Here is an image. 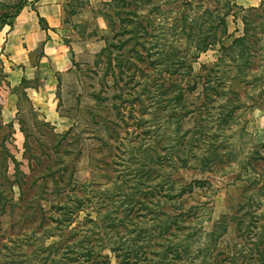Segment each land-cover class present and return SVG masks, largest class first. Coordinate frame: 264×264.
Listing matches in <instances>:
<instances>
[{
  "label": "rangeland",
  "instance_id": "374dc122",
  "mask_svg": "<svg viewBox=\"0 0 264 264\" xmlns=\"http://www.w3.org/2000/svg\"><path fill=\"white\" fill-rule=\"evenodd\" d=\"M63 8L70 69L0 73V264H264V0Z\"/></svg>",
  "mask_w": 264,
  "mask_h": 264
},
{
  "label": "crops",
  "instance_id": "0c3cea01",
  "mask_svg": "<svg viewBox=\"0 0 264 264\" xmlns=\"http://www.w3.org/2000/svg\"><path fill=\"white\" fill-rule=\"evenodd\" d=\"M34 9L21 16L25 18L26 30L22 35L18 31L8 36L0 31V73L5 75L11 86H18L32 61V54L40 48L41 69L45 72L62 73L70 69L72 60L59 42L60 22L64 18L66 0H30ZM54 70V71H53ZM52 75V74H51ZM49 73V77L51 76Z\"/></svg>",
  "mask_w": 264,
  "mask_h": 264
},
{
  "label": "trees",
  "instance_id": "16d2710c",
  "mask_svg": "<svg viewBox=\"0 0 264 264\" xmlns=\"http://www.w3.org/2000/svg\"><path fill=\"white\" fill-rule=\"evenodd\" d=\"M26 81V79H23L22 82Z\"/></svg>",
  "mask_w": 264,
  "mask_h": 264
}]
</instances>
